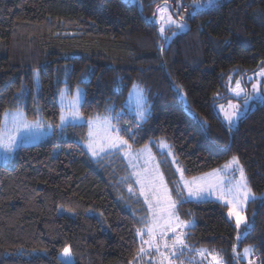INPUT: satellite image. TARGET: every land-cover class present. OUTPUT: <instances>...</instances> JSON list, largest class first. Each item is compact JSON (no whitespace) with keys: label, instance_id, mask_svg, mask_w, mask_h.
Wrapping results in <instances>:
<instances>
[{"label":"trees","instance_id":"trees-1","mask_svg":"<svg viewBox=\"0 0 264 264\" xmlns=\"http://www.w3.org/2000/svg\"><path fill=\"white\" fill-rule=\"evenodd\" d=\"M175 3L167 0L174 12ZM164 4L165 0L135 4L0 0V118L13 108L21 87L26 90L29 119H36L38 104L46 122L58 123V91L66 86L86 91L82 112L88 119L103 115L109 101L120 111L133 83L140 84L153 110L140 129L127 122L121 125L136 132L135 140L129 139L131 133H121L133 149L150 141L149 145L168 141L186 178L208 173L238 156L257 197L247 205L251 225L238 244V230L226 216V205L216 200L183 204L182 218L196 224L188 230L187 243L217 252L225 264H237L233 245L241 254L253 246L261 264L264 105L249 111L231 132L215 107L230 98L227 82L233 73L247 75L264 65V0L221 1L205 14L185 18L187 30H177L166 44L155 23L157 8ZM33 69L40 72L38 89L33 86ZM88 74L90 82L80 83ZM86 132L85 124L52 135L26 146L10 167L0 168V264H58L66 246L75 264L136 263L142 200L124 193L121 179L128 167L122 155L92 159L83 146ZM160 163L173 188L174 169L170 163ZM34 253L44 258L35 259L30 255ZM186 256L180 258L184 264Z\"/></svg>","mask_w":264,"mask_h":264},{"label":"snow or ice","instance_id":"snow-or-ice-1","mask_svg":"<svg viewBox=\"0 0 264 264\" xmlns=\"http://www.w3.org/2000/svg\"><path fill=\"white\" fill-rule=\"evenodd\" d=\"M219 3L220 0H192L191 4H184L176 0L175 15L178 18L173 19V13L165 0V7L157 8L160 14L159 19L163 21L159 28L163 42L169 43L172 36L178 34L177 31H172L171 36L165 34L172 27L180 32L187 30L185 13L191 19L216 8ZM164 25H168V29ZM164 50L162 44L160 51ZM39 75V69H33V86L37 89L40 83ZM258 75L264 77V69ZM229 80L231 81V77ZM86 82H90V74L80 81V83ZM176 87L179 92L183 91L179 85ZM119 88L118 83L114 92L118 94ZM230 90L237 97L244 96V108L241 110L239 105L231 101L227 105L228 111H225V105H219L220 110L224 112L229 132L247 116L249 111L254 110L257 104L264 105V91H261L259 82L252 84V94L246 92L240 80H236L235 87ZM25 97L26 90L21 87L19 94L15 97L13 108L5 110L0 118V168L10 167L18 152L26 146L38 143L47 136L63 135L69 128H80L86 124L87 138L82 139L87 152L93 159H102L101 154L115 155L122 152L132 171L128 176L123 177L121 182L126 184L128 192L133 196L136 195L133 184L138 185L139 196L143 197V203L147 206L145 215L138 220L141 227L136 229V236L139 237L138 252L133 258L136 264H143L146 257L148 264H175L176 259L186 254L187 264H196L195 256L201 257L202 260L211 257L210 264H225L218 253L209 252L207 249H194L187 243L186 230L194 229L196 224L194 219H181L179 208L192 201L209 202L212 197H215L217 201L227 206L228 217L235 220L238 230L237 241L248 234L249 226L243 213L248 203L255 202L257 197L238 156L234 155L223 165V168L214 169L203 176L192 177L189 180L185 178L184 169L173 151V146L161 139L155 146L160 149V155L165 158L164 163H167V157H172L171 164L175 165V171L180 176L178 181H171L174 187L169 188V183L166 182L160 170V163L156 162V156L153 155L149 146L152 142L144 144L139 150L133 149L129 139L135 140L136 132L132 127L123 128L121 125L127 122L136 129H140L151 118L153 110L149 94L140 84L133 83L129 98L120 111H116L114 103L109 101L106 103L103 115L97 114L86 121L83 118L82 108L86 103L87 93L80 87L76 88L74 94L67 86L58 91L60 109L58 123L45 122L38 104L35 111L36 119L30 120L25 111ZM181 98L187 105L186 97ZM249 101H255V103H249ZM125 109L133 113L130 121ZM121 133L125 135L131 133V135L129 139H125V135ZM141 161L143 163H140ZM242 224L245 227L244 231L240 232ZM232 252L237 264H244V261H247V264H255V258L258 256L257 250L252 246L245 247L241 254L237 252V246L233 245ZM30 255H33L35 259L44 258L39 253ZM57 261L58 264H75L70 246L63 248ZM130 264H132L131 261ZM181 264H184L183 260ZM261 264H264V261H261Z\"/></svg>","mask_w":264,"mask_h":264},{"label":"rangeland","instance_id":"rangeland-1","mask_svg":"<svg viewBox=\"0 0 264 264\" xmlns=\"http://www.w3.org/2000/svg\"><path fill=\"white\" fill-rule=\"evenodd\" d=\"M130 1H131L133 4H135L136 2H138V0H130ZM221 1H224V0H220V2H221ZM167 5H168V4H167ZM162 7H165V4L162 5L161 8H162ZM168 7H169V9L172 11V13H173V19H177L178 17H177V15H175V12L170 8L169 5H168ZM159 16H160V14L157 12V15H156V18H155V23L157 24L158 28H160V27L162 26V24H163V21H161V20L159 19ZM184 16H185V18H187V13H185ZM164 26H165L166 29H168V25H164ZM171 29H173L172 31H177V29H175L174 27H172ZM167 31H168V30H167ZM167 31H166L165 34H166V35H169V34L167 33ZM170 36H171V33H170ZM172 37H173V36H172ZM262 69H264V65H262V66H261L256 72H253V73H250V74H247V75L242 74V73H237V72H235V73H233V74L230 76V77H231V81L228 80V82H227L228 92H229V97H230V98H229L226 102H222V103L217 104L216 107H215L216 112H217L218 115L224 120V122H225L226 124H227V122H226V120H225V118H224V112H222V111L220 110L219 105H221V104L225 105V111H228L229 109L227 108V105H228L229 101H231L233 104L239 105V106L241 107V110H243V108H244V96H243V95L240 96V97L235 96V94L230 90V88H234V87H235V81H236V80H240V81H241V86H242V87L246 90V92L249 93V94H252V84H253V83H256V82H259V83H260V85H261V91H264V77H261V76L258 75V73H259ZM249 78H251V79H249ZM76 88H77V87H76ZM76 88H74L73 90H71V92H72L73 94L75 93ZM80 88L83 89L82 87H80ZM131 89H132V87H131ZM131 89H130V90H131ZM83 90H84V89H83ZM129 92H130V91H129ZM182 96L186 97L185 93H183ZM128 98H129V93H128V95H127L126 100H128ZM58 100H59V97H58ZM183 101H184V100H183ZM186 101H187V98H186ZM249 103H255V101H249ZM58 104H59V103H58ZM184 104H185V101H184ZM258 105H259V104H257L256 107H257ZM256 107H255V108H256ZM125 113H126L127 117L132 118L133 113L129 112L127 109H125ZM83 118H84V116H83ZM84 119H85V118H84ZM30 120H34V119H30ZM86 120H87V119H85V121H86ZM44 121H45V120H44ZM240 121H241V120H240ZM240 121H239V122H240ZM45 122H46V121H45ZM239 122H238V124H239ZM238 124L236 125V127L238 126ZM86 127H87V125H86ZM236 127H234L233 129H235ZM87 133H88V128H87V132H86V135H85V138H84V139L87 138ZM50 137H51V136L44 137V138L41 139L38 143H40L41 141L46 140V139H48V138H50ZM167 142H168V141H167ZM35 144H37V143H35ZM156 144H157V143H156ZM156 144H155V145H156ZM168 144L170 145L169 142H168ZM32 145H34V144H32ZM155 145H149V146H150V148H151V150H152L153 155L156 156V162L160 163V160H163V161H164L165 158L162 157V156H160V149H159L158 147H156ZM83 146H84V143H83ZM84 148H85V147H84ZM139 149H140V148H139ZM139 149H134V150H139ZM85 150L87 151L86 148H85ZM87 153H88V152H87ZM88 154H89L90 157L92 158L91 154H90V153H88ZM120 154H121L122 157L124 158L123 153L120 152ZM103 155H104V154H101V156H103ZM169 158H170V159H169ZM92 159H93V158H92ZM124 160H125L126 166L128 167V169H127V173H126V176H128V175L131 173L132 169L128 166V160L125 159V158H124ZM171 160H172V157H167V163H170V164H171ZM140 163H143V161H141ZM12 164H13V163H12ZM171 168H173L174 171H175V165L171 164ZM160 170H161V172L164 174V172H163V170H162V167H161V163H160ZM175 173H176V171H175ZM237 175H238V173H237ZM164 176H165V174H164ZM200 176H202V175L195 176V177H200ZM185 178H186V177H185ZM191 178H192V177H191ZM191 178H187V179L190 180ZM176 179H177V181L180 179L179 173H176ZM165 180H166V176H165ZM166 182H167V180H166ZM133 187H134V190H135V192H136V195H135V196H133L132 194H130V193L128 192L125 183H124V186H123V188H124V193H125V194H130L131 196L135 197V199H137V197L140 198V199L142 200V203H143V197H140V196H139V186L133 184ZM169 188H170V186H169ZM185 195H186V192H185ZM263 196H264V194H263ZM174 197H175V196H174ZM211 200H216V199H215V197H212ZM216 201H217V200H216ZM218 202H220V203L223 204V202H221V201H218ZM146 208H147V206H146L144 203H143L142 207H139L140 217L145 215ZM246 208H247V206H246ZM227 213H228V208H227V211H226V216H227L228 219L232 220V221L235 223V220L232 219V218H229L228 215H227ZM179 214H180V211H179ZM243 215L245 216V219H246V221H247L248 226L251 225V223L249 222V218H248V216H247V214H246V209H245ZM180 217H181V219H184V218H182L181 214H180ZM184 220H186V219H184ZM187 220H191V219H187ZM139 227H141V225H140ZM244 227H245V225L242 224V225H241V228H240V231H241V232L244 231ZM186 231L188 232V230H186ZM169 235L171 236L172 234L170 233ZM236 243H237V244L239 243V241H237V236H236ZM246 247H249V246H246ZM252 247H253V246H252ZM202 249H207V248H202ZM207 250H208L209 252H215V251H211V250H209V249H207ZM242 252H243V251H242ZM215 253H217V252H215ZM145 259H148V258L146 257ZM186 259H187V256H186ZM179 261H180V259H176V260H175V264H180ZM195 261H196V264H210V262H211V257H206V258H204V259L202 260L201 257L198 256L197 258H195ZM186 262H187V261H186ZM257 262H258V256H257V258H255V264H257ZM244 264H247V261H244Z\"/></svg>","mask_w":264,"mask_h":264},{"label":"crops","instance_id":"crops-1","mask_svg":"<svg viewBox=\"0 0 264 264\" xmlns=\"http://www.w3.org/2000/svg\"><path fill=\"white\" fill-rule=\"evenodd\" d=\"M224 165V164H223ZM223 165L222 166H220L219 168H223ZM213 171V170H212ZM212 171H210V172H212ZM204 174H202V176H203ZM198 256H195V258H197ZM157 259H158V257H157ZM181 259H180V261H179V263L181 264ZM136 264V263H135ZM143 264H148V259H145L144 261H143Z\"/></svg>","mask_w":264,"mask_h":264},{"label":"water","instance_id":"water-1","mask_svg":"<svg viewBox=\"0 0 264 264\" xmlns=\"http://www.w3.org/2000/svg\"><path fill=\"white\" fill-rule=\"evenodd\" d=\"M125 1H128V0H125Z\"/></svg>","mask_w":264,"mask_h":264}]
</instances>
